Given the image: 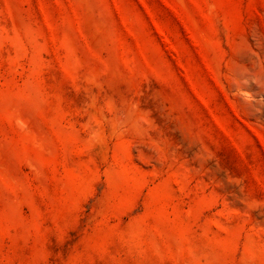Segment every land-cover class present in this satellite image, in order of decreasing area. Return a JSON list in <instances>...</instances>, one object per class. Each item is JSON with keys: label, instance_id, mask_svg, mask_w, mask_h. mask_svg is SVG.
<instances>
[{"label": "rangeland", "instance_id": "obj_1", "mask_svg": "<svg viewBox=\"0 0 264 264\" xmlns=\"http://www.w3.org/2000/svg\"><path fill=\"white\" fill-rule=\"evenodd\" d=\"M0 264H264V0H0Z\"/></svg>", "mask_w": 264, "mask_h": 264}, {"label": "bare ground", "instance_id": "obj_2", "mask_svg": "<svg viewBox=\"0 0 264 264\" xmlns=\"http://www.w3.org/2000/svg\"><path fill=\"white\" fill-rule=\"evenodd\" d=\"M19 123H20V125H21V128H22L24 131L28 132V127H27L26 123H25L23 120H19Z\"/></svg>", "mask_w": 264, "mask_h": 264}]
</instances>
